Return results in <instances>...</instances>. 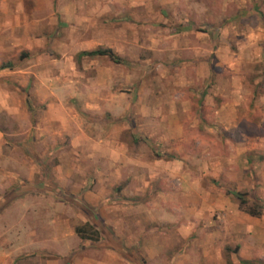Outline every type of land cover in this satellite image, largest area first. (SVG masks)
Instances as JSON below:
<instances>
[{
    "label": "rangeland",
    "instance_id": "1",
    "mask_svg": "<svg viewBox=\"0 0 264 264\" xmlns=\"http://www.w3.org/2000/svg\"><path fill=\"white\" fill-rule=\"evenodd\" d=\"M1 1L5 23L38 39L17 52L22 77L8 76V86L23 84L29 95L37 81L41 95L55 91L71 108L70 135L42 163L64 165L55 179L67 192L91 189L95 169L116 152L121 182L109 198L124 194L137 217L150 214L143 234L167 252L147 262L141 242L128 249L122 238L94 240L97 224L80 220L71 203L72 227L92 236L71 259L109 263L107 250L119 244V264H264V0ZM95 48H111L120 62L76 56ZM47 110L41 100L28 114L47 121ZM133 174L137 182L123 190ZM233 190L261 214L249 215ZM202 249L211 250L207 260Z\"/></svg>",
    "mask_w": 264,
    "mask_h": 264
},
{
    "label": "crops",
    "instance_id": "2",
    "mask_svg": "<svg viewBox=\"0 0 264 264\" xmlns=\"http://www.w3.org/2000/svg\"><path fill=\"white\" fill-rule=\"evenodd\" d=\"M5 10L6 7L1 1L0 264H119L121 249L119 244H115L112 250H107L112 257L109 263L84 261L78 256L71 259L73 253H79L77 249L82 239L71 224V206H73L71 203L78 208L77 217L80 220L90 222L91 226L97 224L94 228L102 238L110 236L117 238V241L119 238L125 239L128 249L136 242H141L143 250L140 249L139 253H143L147 262H151L155 255L162 260V255L167 253L164 245L156 243V246L152 247L148 243V234H143L147 223L151 222L150 214L144 212L143 217H140L141 215L137 217L133 213L135 209L132 208V203L136 201L126 200L129 197L125 198L124 194L109 198L112 189H119L121 182L118 162L116 164L113 161L117 157L116 152L111 150L112 152L108 153L107 156L113 159L108 167L95 169L97 181L94 186L92 185L93 188L87 186L84 189L81 185L80 188H75L76 192L74 190L67 192L68 188L64 181L55 179L57 173L65 172L64 165H53L49 160L45 161L48 165L42 163L44 159L55 156L52 148L57 145V138L64 142V135H70L68 126L71 121L64 119L68 117L71 108L66 105L65 100L56 97L55 91L41 95L37 81L33 82L29 95H25L23 84L13 88L8 86V76L14 82H19L22 77L17 65V52L32 50L38 39L36 32L25 34L18 23L15 25L5 23L6 21L3 20V16L7 15ZM2 65L8 66L2 67ZM28 87L29 82L25 89ZM41 100L47 101V121L34 120L28 114V110L34 111ZM114 141L117 145L118 137L113 143ZM42 173L48 174L49 177L41 180L38 175ZM137 180L135 174L124 179L123 183H126L123 190L133 188ZM102 189L109 191L104 193L101 192ZM121 201H128V205H124ZM41 209L47 215L44 220L45 235L38 231L40 218L37 213ZM142 221L145 224L141 226L140 231L135 232L134 223ZM102 223L110 226L111 235L104 231L106 226ZM42 236L45 237V241L38 240ZM76 241L78 246L74 249L72 243ZM235 250H238V246H235L231 252L235 253ZM210 252L211 250L202 249L205 260L208 259L206 254ZM134 253L138 252L134 251ZM237 260L240 262L239 258ZM219 261L222 262L221 259Z\"/></svg>",
    "mask_w": 264,
    "mask_h": 264
},
{
    "label": "trees",
    "instance_id": "3",
    "mask_svg": "<svg viewBox=\"0 0 264 264\" xmlns=\"http://www.w3.org/2000/svg\"><path fill=\"white\" fill-rule=\"evenodd\" d=\"M95 56H106L108 57L111 61L114 63H119L120 58L119 56L111 49V48H97L93 50H83L80 51L77 54L78 58L81 57H95ZM8 65H2V67H5ZM230 193L239 201V204L243 209L251 216H259L261 214V206L258 204L254 205H247L246 199L244 198V194L240 193L238 191H230ZM76 233L80 236L82 239H90L92 236L88 234V230L85 229L84 227H76L75 229ZM92 233V232H91ZM98 238V233L97 231L95 232V237L94 240H97Z\"/></svg>",
    "mask_w": 264,
    "mask_h": 264
}]
</instances>
